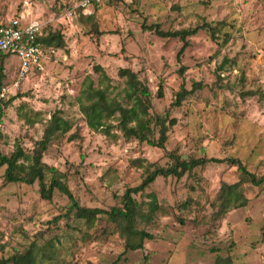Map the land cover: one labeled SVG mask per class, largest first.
<instances>
[{
    "label": "rangeland",
    "instance_id": "1",
    "mask_svg": "<svg viewBox=\"0 0 264 264\" xmlns=\"http://www.w3.org/2000/svg\"><path fill=\"white\" fill-rule=\"evenodd\" d=\"M25 4L45 35L62 36L64 48H45L42 71L29 74L18 89L11 87L18 61L8 60L3 79L11 87L10 103L1 106V155L17 147L31 154L52 115L62 118L71 129L50 143L42 161L64 174L79 206L99 209L121 207L128 188L172 164L169 153L187 161L235 158L256 177L264 175V0H103L71 21L61 9L64 0H0V23ZM203 23L217 28L215 39L204 30L187 37L179 59L182 42L158 37L153 29L174 32ZM121 68L149 88V114L167 126L163 149L126 141L115 128L105 135L87 127L77 104L82 88L87 81L98 88L104 73L111 96L118 95L124 88ZM181 86L194 89L174 106ZM4 171L0 260L32 247L36 264H216L218 257L230 264H264V184L241 181L227 163L197 166L180 178L157 177L133 195L146 210L154 194L158 211L151 223L137 222L152 240L128 252L105 217L88 225L67 214L68 199L58 191L45 200L37 183H6ZM237 183L245 205L218 213L219 190Z\"/></svg>",
    "mask_w": 264,
    "mask_h": 264
},
{
    "label": "trees",
    "instance_id": "2",
    "mask_svg": "<svg viewBox=\"0 0 264 264\" xmlns=\"http://www.w3.org/2000/svg\"><path fill=\"white\" fill-rule=\"evenodd\" d=\"M97 5H94V7ZM65 14V6L62 5ZM80 12H77V15ZM75 17V16H74ZM150 30V28H147ZM154 33L161 38H178L182 42V46L177 53V59L180 58L183 51L188 46L187 37L194 36L199 31L209 33L211 39H215L217 28L207 23H203L192 29L178 30L174 32H164L158 27H154ZM42 50L46 49H62L64 48L63 38L59 33L44 34L38 39ZM14 56L3 59L0 64V77L5 74V67L9 59ZM19 63V61H18ZM18 66V65H17ZM100 69V68H97ZM183 67L179 69V73L183 72ZM99 87L95 88L92 81H87L82 88L77 104L80 113L83 115L84 121L89 129L94 132H100L110 135L111 129L118 130L123 139L135 140L138 143H146L149 146L159 149L164 148L167 140V126L163 118L159 116L151 117L149 114L151 93L147 85L140 80L138 75L130 69L121 68L118 70V77L124 80V88L118 95L111 96L109 79L104 73L101 75ZM104 81H108L105 87L101 86ZM195 89L198 84H194ZM194 89V88H193ZM193 89L191 91H193ZM191 91L180 87L176 94V99L172 103L179 106L182 100ZM157 97H162L161 86L158 87ZM8 101H0V118L2 116L3 105L7 106ZM112 123H115L113 126ZM170 125L174 123L171 119ZM155 128L159 136L154 137ZM71 129L70 124L62 118L52 115L44 129L42 139L35 143V148L31 154H26L21 148H16L9 155L0 154V168L5 167L4 180L6 183H23L33 185L37 183L40 197L49 200L54 190L58 191L68 199L67 214L73 215L78 220L85 221L88 225H92L97 219L105 217V219L117 228L118 233L124 238V252L137 251L143 248L145 241L152 240V235L144 230L137 228V222L149 224L154 219L155 213L158 211V204L154 194H149L151 199L147 203V209L143 210L142 204L137 203L133 195L144 191L152 184L157 177H182L185 172L191 171L197 166H204L207 163H227L235 166L241 174V181L248 182L253 186H262L264 184V175L256 177L250 173L242 163L235 159L229 158L225 160L219 159H194L183 160L173 153L167 154L172 164L167 167H156L148 172L142 182L133 188H128L121 197V207H111L110 209L87 208L79 206L73 194L68 189L64 174L60 173L56 168L48 166L42 161L43 154L47 151L52 141L58 140ZM74 136H69L68 140L72 141ZM134 165V161L131 162ZM47 175L51 178L47 180ZM238 185H223L219 190L218 200L220 202L218 213L225 214L230 209L241 208L245 205V200L238 191ZM37 254L32 247L24 251V253L14 254L13 256L0 260V264H36ZM230 264L228 258H217L216 264Z\"/></svg>",
    "mask_w": 264,
    "mask_h": 264
},
{
    "label": "built area",
    "instance_id": "3",
    "mask_svg": "<svg viewBox=\"0 0 264 264\" xmlns=\"http://www.w3.org/2000/svg\"><path fill=\"white\" fill-rule=\"evenodd\" d=\"M103 0H64L66 16L71 21L77 12L90 14V8L98 5ZM32 14L27 9V4L20 12L5 23H0V64L4 58L14 56L19 63L16 69L17 80L11 87L18 89L21 80L29 74L42 71L43 50L39 42L42 35L43 24L31 18ZM8 84L0 77V101H5L10 93ZM0 118V134H1Z\"/></svg>",
    "mask_w": 264,
    "mask_h": 264
},
{
    "label": "crops",
    "instance_id": "4",
    "mask_svg": "<svg viewBox=\"0 0 264 264\" xmlns=\"http://www.w3.org/2000/svg\"><path fill=\"white\" fill-rule=\"evenodd\" d=\"M5 74H6V72H5ZM4 80V79H3ZM5 81V80H4Z\"/></svg>",
    "mask_w": 264,
    "mask_h": 264
}]
</instances>
